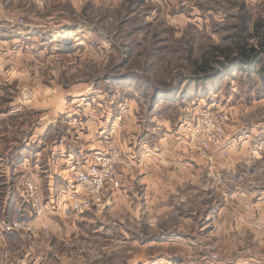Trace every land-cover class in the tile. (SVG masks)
Segmentation results:
<instances>
[{
    "label": "rangeland",
    "instance_id": "374dc122",
    "mask_svg": "<svg viewBox=\"0 0 264 264\" xmlns=\"http://www.w3.org/2000/svg\"><path fill=\"white\" fill-rule=\"evenodd\" d=\"M26 2L0 42V208L28 179L44 200L16 192L9 220L38 231L0 230V264H263L264 0ZM109 145L120 189L45 207Z\"/></svg>",
    "mask_w": 264,
    "mask_h": 264
},
{
    "label": "built area",
    "instance_id": "2783aa9c",
    "mask_svg": "<svg viewBox=\"0 0 264 264\" xmlns=\"http://www.w3.org/2000/svg\"><path fill=\"white\" fill-rule=\"evenodd\" d=\"M226 118L227 116L222 112L207 118V120L216 121L215 131L220 133L217 140H213L215 144L220 143V137L224 133L222 126ZM210 123L211 121H206V124ZM207 145L208 143L204 142V148ZM128 168H130V163L124 160L122 152L116 146L109 145L103 152L92 157V162L87 169L68 170V173L64 175V182L56 189L53 196H49L50 200L46 202L45 207H50L55 213H59L66 207L74 212L82 213L93 207L97 201L104 199L110 192L120 189L123 186V173ZM21 191L25 205L32 204L38 207V204L44 200L41 198L37 184L32 179L24 182ZM41 212L40 209L39 214ZM8 216L9 211L8 214L6 212L4 216H0V230L4 236L19 231L33 232L37 235L38 229L32 221L26 220L25 216L22 218L19 216L13 220H9Z\"/></svg>",
    "mask_w": 264,
    "mask_h": 264
},
{
    "label": "crops",
    "instance_id": "0c3cea01",
    "mask_svg": "<svg viewBox=\"0 0 264 264\" xmlns=\"http://www.w3.org/2000/svg\"><path fill=\"white\" fill-rule=\"evenodd\" d=\"M26 0H0V18H3L5 21H7V23H0V42L4 43V42H8L10 40H15L19 35H21L20 29L18 28L16 25L14 24H10V20H9V16L11 15L10 13H12L13 15L15 13H18V11H20L21 7L23 6L24 8H26ZM3 56V54H1ZM1 56V57H2ZM3 117H1L0 115V130H1V119ZM11 134L9 135V132H5V133H1L0 132V140L3 139L2 141H10L12 139L11 138ZM1 143V141H0ZM12 146L14 145V141L11 142ZM8 145V143H5ZM12 149H10L11 151ZM9 151V152H10ZM17 151V150H16ZM126 152V151H125ZM29 153L32 156V153L30 152V150L27 152L26 149L21 151V154H23L24 158L21 159V163H19V165L17 166V168L19 167H27L29 165V163L31 162V160L28 158L27 154ZM188 152L184 151L183 155L185 156ZM39 155L42 156V152H38ZM6 155V154H4ZM2 155V156H4ZM20 154L16 152V156H19ZM34 155V154H33ZM128 156V155H127ZM21 157V156H19ZM10 163V162H9ZM7 163L5 165V169H2L1 166L4 165V163L1 162V158H0V171L4 172V173H9V171L12 169V166L14 168V170H16V166L14 164H9ZM54 184V181H52ZM51 182V183H52ZM49 185H50V181H49ZM17 188L19 187V185L16 186ZM16 192H18L19 197L22 198V191L21 188L20 190H17L15 192H12L11 189L8 190V194L5 195L4 199L2 200V205L0 208V212L1 214L4 216V214L10 210H15V208L17 207L16 205H18V203H21V201H19L18 197H16ZM1 199V198H0ZM1 203V201H0ZM4 206L6 207V211L3 214V208ZM13 213V212H12ZM263 264H264V260H263Z\"/></svg>",
    "mask_w": 264,
    "mask_h": 264
},
{
    "label": "trees",
    "instance_id": "16d2710c",
    "mask_svg": "<svg viewBox=\"0 0 264 264\" xmlns=\"http://www.w3.org/2000/svg\"><path fill=\"white\" fill-rule=\"evenodd\" d=\"M207 65L210 66L208 63H211L210 60L209 61H206Z\"/></svg>",
    "mask_w": 264,
    "mask_h": 264
}]
</instances>
